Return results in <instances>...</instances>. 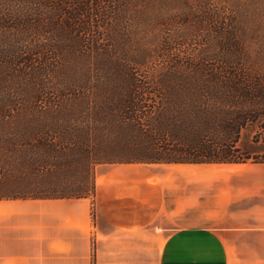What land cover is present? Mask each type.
I'll list each match as a JSON object with an SVG mask.
<instances>
[{"label": "trees", "instance_id": "16d2710c", "mask_svg": "<svg viewBox=\"0 0 264 264\" xmlns=\"http://www.w3.org/2000/svg\"><path fill=\"white\" fill-rule=\"evenodd\" d=\"M0 1L19 10L17 15L0 13V33L23 34L25 43L34 35H54L57 43L48 46L33 44L27 52L43 56L50 50L63 57V51H77L89 46L90 42L97 47L124 46L114 29L112 31L113 27L109 28L105 22L115 20L120 14L117 11L129 4L127 0H63L69 1L76 10L75 13L62 12L53 16L64 18L58 29H54L52 23L47 22L44 26L43 20L34 21V13L31 8L29 10L39 3L44 7L48 0ZM103 5L111 10H103ZM188 13L190 16V8ZM216 18L214 15L208 19L195 15L194 20L199 25ZM96 19H102L104 24ZM232 23L233 19L224 26L228 33H224V28L217 32L222 35L217 40L221 41L218 47L225 54L222 58L228 67L234 66L233 59L238 57L240 43L236 34L243 29L239 22L235 28ZM49 29L52 33L48 32ZM186 38L182 43L188 40V36ZM79 40L83 41L80 43ZM175 40L176 37L171 39L169 46ZM65 42L67 47L61 45ZM13 51L9 57L19 58L21 52ZM98 51L105 60V67L111 66L112 70L103 72L102 68L103 73L94 74L96 76L92 79L89 73L81 80L68 83L67 93L72 99L66 109L37 111L0 105V121L9 122L0 125L5 130L0 133V172L3 171L0 186L8 188V193L0 195V200L84 198L90 191L87 187L72 191L61 187L60 182L50 184L47 189L38 188L43 186V176L50 175L49 170L71 166L75 156L84 164L87 162L88 169L106 164L236 167L252 162L264 165V78L227 71L208 72L203 67L190 73L143 75L131 72L123 63L121 70H117L108 47ZM129 59L124 62L140 67L146 64L145 58ZM42 73L45 74L46 70ZM60 120L67 123L79 121L81 128L74 139L67 141L69 131L59 132L56 134L61 137L60 143H51L48 131L53 127L49 124L58 126ZM91 120L93 122L89 124ZM35 122L39 132L32 127ZM252 126L258 131L249 144L242 146L243 131ZM54 174L58 173H51ZM33 182H36L37 189L31 191Z\"/></svg>", "mask_w": 264, "mask_h": 264}, {"label": "rangeland", "instance_id": "374dc122", "mask_svg": "<svg viewBox=\"0 0 264 264\" xmlns=\"http://www.w3.org/2000/svg\"><path fill=\"white\" fill-rule=\"evenodd\" d=\"M127 1L129 4L120 8L121 11H117L120 14L115 20L105 22L109 28L113 27L112 31L114 29L115 35L118 34V37L122 39L124 46L122 45L121 48L110 47V45L97 47L92 46L90 42V45L83 49L63 51V57H58V53L50 52V50L45 51L41 56L27 51L33 44L48 46L50 43H57L53 34L39 37L34 35V38L30 40L31 43H25L23 34L0 33V105L8 108H32L37 111L66 109L72 99L67 93L68 83L81 80L89 73L92 79L96 76L94 74L112 70L111 66L105 67V60L98 51L104 47H108V52L112 54V63H116L117 70H121L120 66L123 63L127 69L137 74L190 73L203 67L208 72L227 71L264 78V0ZM39 4L29 7V10L31 8L34 13V21L43 20L44 26L47 22L52 23L54 29H58L60 22L64 19H57L53 17L54 15L62 12L75 13L76 10L69 5V1L63 2V0H48V3H44V7L43 4L42 6ZM204 5L206 6L203 7ZM102 8L106 10L109 7L103 5ZM189 8L190 16H188ZM0 9V13L11 15H17L19 12L18 7H10L1 1ZM36 14L37 17H35ZM195 15L206 19L214 15L217 18L213 22L198 25L194 20ZM161 17H164V20L161 21ZM231 19L233 23L235 22V24L232 23V27H238L236 24L239 22L243 29L236 34L239 40L237 42L240 43L238 57L233 59L234 66L228 67L222 58L225 54L218 47L221 41L217 40L222 35L217 32H222L224 28V33H228L229 30L224 26ZM96 20L101 25L104 24L102 19ZM182 20L189 22L187 24ZM115 21L116 25L113 26ZM77 23L80 24V22ZM49 31L52 33L51 29ZM187 36L188 40L182 43ZM174 37H176L174 44L169 46ZM79 41L81 43L83 40ZM85 43L88 42L85 41ZM61 45L67 47L68 43H61ZM13 50L21 52L19 58L9 57ZM121 57L122 60H119ZM129 57L140 60L145 58L146 64L140 67L124 62L125 59L129 61ZM195 65H198V68H195ZM102 68H104L103 72ZM45 70L46 73L43 74L42 71ZM92 122V120L89 121V124ZM5 123L9 122L0 121V125ZM34 124L32 127L39 132L38 123ZM79 124L81 123L75 120L69 123L60 120L57 122L58 126L49 124L53 127L50 132L48 131L49 142L60 143L61 137L56 133L67 131L70 132L67 141L74 139V135L79 132L78 128H81ZM257 131L253 126L243 131L241 145L249 144ZM2 132L5 130L0 128V133ZM1 154L2 152L0 157ZM135 165L152 169L155 173L167 174L170 178H175V182L180 183L181 187L187 183L190 176L202 179L211 183L208 196L224 190L225 181H227L229 185L237 186L240 190L238 200L257 206L260 213L264 210V165L249 162L243 166H236V172L231 173L221 172L220 167L232 165H195L197 167L182 170H175L172 166ZM114 166L118 165H95L88 169V163L84 164V161L75 156L71 166L65 169L58 167L49 170L50 175L43 176V186L38 187L40 189L42 187L47 189L50 184L61 182V187L72 191H78L83 187L90 190L82 199L30 200L35 201L37 211V253L48 246L50 239L51 264H160L163 246L168 236L172 234V232H163L162 224H153L141 232L128 235L123 231H115L98 216L95 202L96 189L103 175ZM124 166L121 165V167ZM51 173L59 175H51ZM0 174L2 175L3 171ZM34 178L37 180V177ZM0 179L3 178L0 176ZM34 189H37L36 182H33L30 187L31 191ZM5 193H8V188L0 186V195ZM168 198L170 201L174 199L171 196ZM199 204H202L205 210L201 208L198 211L193 210L194 213H181L175 226L210 225L212 217L209 213L213 207L215 209V201L212 198H202ZM261 220L260 225H264V220ZM69 249L77 251V260L69 255Z\"/></svg>", "mask_w": 264, "mask_h": 264}, {"label": "crops", "instance_id": "0c3cea01", "mask_svg": "<svg viewBox=\"0 0 264 264\" xmlns=\"http://www.w3.org/2000/svg\"><path fill=\"white\" fill-rule=\"evenodd\" d=\"M157 166H172L175 170L197 167ZM210 184L190 176L181 187L175 178L149 168L114 166L96 189L97 213L115 231L128 235L157 223L162 224L163 232H172L163 246L160 264H264V225H260L264 210L260 213L257 206L238 200L240 190L227 181L224 190L208 196ZM170 196L174 198L171 201ZM202 198L215 201V209L209 213L211 224L175 226L181 213L205 210L199 204ZM34 202L0 200V264H51L50 239L48 246L37 253ZM71 250L69 255L77 260V251Z\"/></svg>", "mask_w": 264, "mask_h": 264}, {"label": "bare ground", "instance_id": "6f19581e", "mask_svg": "<svg viewBox=\"0 0 264 264\" xmlns=\"http://www.w3.org/2000/svg\"><path fill=\"white\" fill-rule=\"evenodd\" d=\"M221 172H231L232 170L229 169H220Z\"/></svg>", "mask_w": 264, "mask_h": 264}]
</instances>
